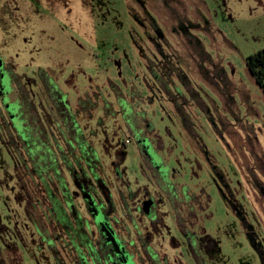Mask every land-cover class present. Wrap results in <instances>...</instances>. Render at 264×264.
Listing matches in <instances>:
<instances>
[{
  "label": "rangeland",
  "instance_id": "obj_1",
  "mask_svg": "<svg viewBox=\"0 0 264 264\" xmlns=\"http://www.w3.org/2000/svg\"><path fill=\"white\" fill-rule=\"evenodd\" d=\"M262 48L264 0H0V59L12 77L3 103L33 161H19L0 121V260L79 255L76 241L37 233L31 177L75 168L108 189L153 194L142 140L183 201L182 223L158 205L167 214L147 252L165 264H264V92L245 66ZM120 154L125 188L112 172ZM130 217L121 236L150 228Z\"/></svg>",
  "mask_w": 264,
  "mask_h": 264
},
{
  "label": "flooded vegetation",
  "instance_id": "obj_2",
  "mask_svg": "<svg viewBox=\"0 0 264 264\" xmlns=\"http://www.w3.org/2000/svg\"><path fill=\"white\" fill-rule=\"evenodd\" d=\"M0 62V121L7 128L8 139L19 152V161L25 159V162L30 165L33 164L31 150L24 140V134L19 130L23 124L17 120V117L14 118L13 116L15 107L3 103V100L11 95L9 94L11 92L9 83L12 77L7 65L1 59ZM44 86L46 87V84ZM127 130L131 133L130 129L127 128ZM134 144L142 160V172L155 185L156 190L153 194L143 189L142 192L138 190L135 194L126 195L120 191V188L108 189L102 183V178L94 180L87 177L85 173H77L75 168L70 173L68 172L64 178L60 174L39 175V181L31 177L30 184L34 185L36 199L26 205L27 214H29L43 241L49 239V233H58L63 235L65 239L68 238L77 242V248L80 252L79 255L77 253L69 255L70 264H121L120 256L115 253L116 251H112L109 244L112 238L110 235L104 236L101 226L96 224L89 214L87 202L83 199V196L86 195H90L97 201L101 209L103 223L106 224L105 227L111 228L115 243L122 247L130 264H165L160 254L148 253L147 249L156 236V234L153 236L152 233L156 231L158 225L163 224L161 215L164 216L169 213L170 218L182 223L180 220L182 214L177 213V210H182L183 201L176 198L177 195L173 191V186L163 185L164 179L160 177V171L157 170V165L151 157L154 151L150 152L149 146L142 140H137ZM122 162L123 155L120 154L117 161L112 163V172L114 180L125 188L124 186L129 182L122 180L125 174V169L121 170ZM59 175L60 178H58ZM30 197L28 195V198ZM146 203H149L147 209L144 206ZM158 205H163L169 212L165 214L158 212ZM116 212L121 214V218L117 217ZM131 212H135L141 219L150 224V228H146L141 235L135 234L132 239H130V234L129 238H126L116 231L118 226L122 227L120 225L122 221L130 222ZM186 216L189 217L188 214ZM79 256L87 257L84 258L86 259L84 263ZM0 264H5V262L0 260Z\"/></svg>",
  "mask_w": 264,
  "mask_h": 264
},
{
  "label": "water",
  "instance_id": "obj_3",
  "mask_svg": "<svg viewBox=\"0 0 264 264\" xmlns=\"http://www.w3.org/2000/svg\"><path fill=\"white\" fill-rule=\"evenodd\" d=\"M83 199L85 202H87L89 214L93 217L96 224H99L101 226L102 228L101 231L103 232L104 236L108 237L110 235V237L112 238V241L109 244L112 247V251L113 252L116 251L115 253L118 254V256H120L121 264H130L129 260L126 258V256L123 253L122 247L118 246L115 243L114 241L115 238H114L113 233H111L113 232L111 231V228L109 227L108 229L107 227H105L106 224L103 223L104 221L102 219L101 209L99 205L97 204V201L93 199L90 195L83 196ZM144 206H145V209H147L149 207V203H146Z\"/></svg>",
  "mask_w": 264,
  "mask_h": 264
},
{
  "label": "trees",
  "instance_id": "obj_4",
  "mask_svg": "<svg viewBox=\"0 0 264 264\" xmlns=\"http://www.w3.org/2000/svg\"><path fill=\"white\" fill-rule=\"evenodd\" d=\"M245 66L255 84L264 92V48L249 55Z\"/></svg>",
  "mask_w": 264,
  "mask_h": 264
}]
</instances>
